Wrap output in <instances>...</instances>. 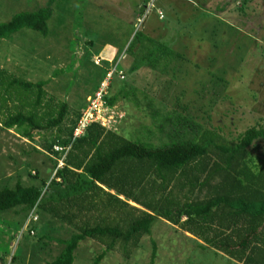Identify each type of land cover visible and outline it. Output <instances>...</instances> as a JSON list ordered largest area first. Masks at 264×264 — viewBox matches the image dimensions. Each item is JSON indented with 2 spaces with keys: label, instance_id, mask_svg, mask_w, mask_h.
Here are the masks:
<instances>
[{
  "label": "trees",
  "instance_id": "trees-1",
  "mask_svg": "<svg viewBox=\"0 0 264 264\" xmlns=\"http://www.w3.org/2000/svg\"><path fill=\"white\" fill-rule=\"evenodd\" d=\"M251 1L241 0L239 11ZM53 2L47 0L42 8L14 14L0 23V44L23 29L46 34ZM143 10L139 8V16ZM129 26L128 41L117 46L111 62L95 57L100 62L94 65L103 69L91 92L110 74L105 103L112 107L119 98L131 96L134 106L151 117V131L147 130L164 137H158L159 144L123 137L117 132L124 114L116 130L92 123L74 137L85 100L72 108L74 93H64L66 99L56 100L45 89V81L31 82L0 67L2 127L27 140L35 132L55 130L52 138L42 143L51 157L52 176L36 174L30 184L16 181L0 186V222L18 237L24 232L32 236L30 231L36 233L38 223L47 216L74 227L77 232L61 242L58 256L46 264H72L79 243L85 239L103 245L92 264L100 263L117 248L129 258L158 221L188 234L196 247L209 248L232 264H264L263 122L249 126L227 143L212 130L199 133L200 126L174 107L164 108L161 114L154 104L155 95L147 88L128 84L125 73L135 78L143 67L165 72L168 64H182L186 58L160 37L137 29L136 22ZM219 33L221 30H217L218 38ZM207 42L215 46L217 40ZM128 57L131 61L127 63ZM258 143H262L260 151ZM30 214L36 219L20 233ZM155 255L153 243L150 262Z\"/></svg>",
  "mask_w": 264,
  "mask_h": 264
},
{
  "label": "rangeland",
  "instance_id": "rangeland-1",
  "mask_svg": "<svg viewBox=\"0 0 264 264\" xmlns=\"http://www.w3.org/2000/svg\"><path fill=\"white\" fill-rule=\"evenodd\" d=\"M46 1L0 0V23L14 14L42 8ZM240 4L241 0H54L46 34L23 29L3 40L0 67L31 82L45 81V89L56 100L66 99L64 93H74L71 106L75 108L96 87L95 79L102 72V66L94 65V58L100 57L95 54L105 42L119 46L128 41L129 24L136 22L137 29L160 37L186 60L168 64L165 72L143 67L135 78L126 72L124 79L155 95L154 104L161 114L164 108L174 107L200 126L199 133L212 130L230 143L249 126L264 125V0H252L242 12ZM140 7H144L141 16ZM205 8L212 13L205 14ZM217 30H221L219 38ZM208 39L217 40L215 46ZM8 106L12 108L11 103ZM111 110L124 114L117 132L123 137L153 144L164 137L150 132V115L137 109L131 96L119 98ZM54 132H35L27 140L0 124V186L16 181L30 184L36 174L52 176L51 157L42 143ZM257 146L260 151L262 143ZM75 232L74 227L50 216L43 217L32 236L24 232L18 237L0 222V264L50 263L60 253L61 242ZM102 249L100 242L85 239L72 264H92ZM117 249L98 264H232L209 248L199 249L188 235L165 221L154 224L152 234L141 238L129 258Z\"/></svg>",
  "mask_w": 264,
  "mask_h": 264
},
{
  "label": "built area",
  "instance_id": "built-area-1",
  "mask_svg": "<svg viewBox=\"0 0 264 264\" xmlns=\"http://www.w3.org/2000/svg\"><path fill=\"white\" fill-rule=\"evenodd\" d=\"M94 62L96 64H99L100 59L94 58ZM109 75L110 74H107V76L103 78V80L99 83L97 89L93 91L89 96H87L86 104L73 132L74 137L81 135L84 132L85 128L92 123H96L105 129H117L122 117V113L117 110L116 112L112 111L111 108L113 106H108L104 101V96L106 94V89L108 86V79L110 77ZM99 111H101L102 120L99 119ZM107 117H109V119L106 120ZM55 149L60 151V148L58 147H55ZM35 219L36 216L30 214L26 219V222L23 225L20 233L22 232V230H26L29 221ZM30 234L33 235L34 231L31 230Z\"/></svg>",
  "mask_w": 264,
  "mask_h": 264
},
{
  "label": "crops",
  "instance_id": "crops-1",
  "mask_svg": "<svg viewBox=\"0 0 264 264\" xmlns=\"http://www.w3.org/2000/svg\"><path fill=\"white\" fill-rule=\"evenodd\" d=\"M111 42L110 43H104L103 45H102V47H101V49H100V53H98V55L97 56H100V58L104 61V59H108L107 61H110L109 60V58L111 59V58H113L114 57V55L118 52V47L116 46V45H114V44H111ZM106 49V50H105ZM114 52H113V51ZM112 53H114L112 56H111V54ZM105 55V56H102V55ZM104 58V59H103ZM86 98H87V96L85 97V101H86ZM188 235V234H187ZM189 236V235H188ZM191 237V236H190ZM200 242V241H199ZM235 264H237L236 262H234Z\"/></svg>",
  "mask_w": 264,
  "mask_h": 264
},
{
  "label": "clouds",
  "instance_id": "clouds-1",
  "mask_svg": "<svg viewBox=\"0 0 264 264\" xmlns=\"http://www.w3.org/2000/svg\"><path fill=\"white\" fill-rule=\"evenodd\" d=\"M92 93V92H91ZM91 93H89L87 96H89Z\"/></svg>",
  "mask_w": 264,
  "mask_h": 264
}]
</instances>
